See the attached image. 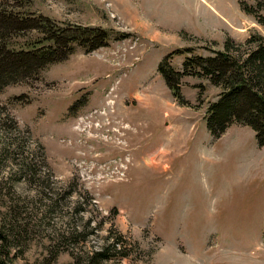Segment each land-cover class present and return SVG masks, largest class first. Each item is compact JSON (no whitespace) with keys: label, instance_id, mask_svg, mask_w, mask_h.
I'll use <instances>...</instances> for the list:
<instances>
[{"label":"rangeland","instance_id":"374dc122","mask_svg":"<svg viewBox=\"0 0 264 264\" xmlns=\"http://www.w3.org/2000/svg\"><path fill=\"white\" fill-rule=\"evenodd\" d=\"M28 2L31 15L110 39L0 90L5 264H69L71 252L116 241L129 255L100 264H264V170L244 173L258 149L244 150L245 131H209L221 88L206 75L179 77L183 103L158 71L166 56L180 71L185 56H214L226 41L264 45V0Z\"/></svg>","mask_w":264,"mask_h":264},{"label":"trees","instance_id":"16d2710c","mask_svg":"<svg viewBox=\"0 0 264 264\" xmlns=\"http://www.w3.org/2000/svg\"><path fill=\"white\" fill-rule=\"evenodd\" d=\"M28 6V0H0V90L11 84H27L40 80L44 70L52 64L66 60L77 48L88 52L108 45L109 30L65 24L48 16L31 15ZM240 6L247 13L254 12L246 3L240 2ZM260 20L259 22L264 24L263 19ZM29 32H36L38 36L28 38ZM256 41L259 45L246 52L236 49L232 41H226L225 50L217 51L214 56H185L180 71L173 69L168 60L169 56H166L159 63L158 71L162 73L165 84L174 96L183 103L188 101L180 94L179 77L206 75L212 84L221 88L217 99L210 102L207 107L206 126L209 131L217 136L231 123L247 125L255 131L257 144L262 146L263 37L259 36ZM232 50L233 53L230 52ZM186 51L188 50H181ZM1 232L0 229V239L6 244L7 239ZM79 238L86 239V234L77 232L75 239ZM117 243L118 241L103 244L99 248L87 251L83 257L71 252L74 261L69 264H100L111 256L127 257L129 253L126 250L116 249ZM6 256L8 257V252ZM0 264H5L2 257Z\"/></svg>","mask_w":264,"mask_h":264},{"label":"crops","instance_id":"0c3cea01","mask_svg":"<svg viewBox=\"0 0 264 264\" xmlns=\"http://www.w3.org/2000/svg\"><path fill=\"white\" fill-rule=\"evenodd\" d=\"M246 127H249V126H243L240 124L233 123L230 126H228L227 130L229 131V129L231 130L232 128H234V134H241V133H243V131H245V134L243 135V140H242V147H244V150L247 152H251L253 155V154H256V150L258 149V152L260 153V156L257 159H254L255 158V156H254V158L250 159L247 162V164L244 166V173L246 175V180L250 181V179L252 178L254 173L259 171L260 168H263V170H264V145L259 146L257 144L256 138H255L254 130L251 127H249L252 130V132H251ZM238 141H239V139H238ZM250 163H255L256 167H257V170L251 174H249V172H245L246 166L249 165ZM238 179H242V178L238 177ZM242 188L244 189V192L246 193L247 191H246L245 187L243 186Z\"/></svg>","mask_w":264,"mask_h":264}]
</instances>
